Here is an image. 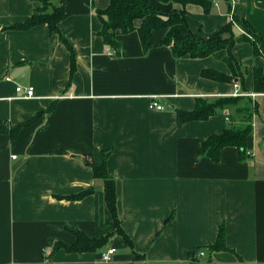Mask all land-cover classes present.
<instances>
[{
	"label": "crops",
	"instance_id": "1",
	"mask_svg": "<svg viewBox=\"0 0 264 264\" xmlns=\"http://www.w3.org/2000/svg\"><path fill=\"white\" fill-rule=\"evenodd\" d=\"M54 1L69 15L59 30L73 46V70L71 52L47 24L10 29L29 20L39 2L0 0V124L16 128L40 115L14 140L0 133V264H192L189 254L200 247L201 264H264V93H254L253 83L264 58L249 43L234 49L247 69L245 94H257L251 155L241 159L227 147L215 162L198 150L226 131L233 111L182 125L176 111H193L196 98L243 92L241 84L202 76L210 69L229 74L226 64L214 56L176 59L160 45L166 31L154 34L148 51L138 32L121 35L117 51L99 36L96 14L111 0ZM211 1L208 14L198 5L185 8L193 33L209 39L234 16L264 36V0ZM234 25L237 34L246 32L243 22ZM18 86L34 88L35 97L20 98ZM152 99L166 109L150 110ZM109 150L107 174L116 181L122 228L133 247L115 235L97 252L54 251L56 243L77 241L73 230L92 239L115 231L101 169ZM88 189L94 193L73 199ZM221 226L230 251L213 254L210 263L207 250ZM112 248L111 261H102Z\"/></svg>",
	"mask_w": 264,
	"mask_h": 264
},
{
	"label": "trees",
	"instance_id": "2",
	"mask_svg": "<svg viewBox=\"0 0 264 264\" xmlns=\"http://www.w3.org/2000/svg\"><path fill=\"white\" fill-rule=\"evenodd\" d=\"M35 1L39 2L41 6L32 17L10 29L27 31L32 27L47 24L51 35H58L71 52V69L73 70L77 61L73 46L69 44L62 36L61 30H59L61 22L69 16L65 6H57L54 0ZM156 1L161 5H172L173 7L171 9H162L154 5L150 0H111L110 5L105 10L96 12L102 25L99 36L103 39V42L118 51L120 48L118 38L121 35L138 32L145 51H148L156 44L154 34L166 31L160 41V45L170 48L172 55L176 59L189 57L195 60L214 56L217 60L226 64L230 73L224 74L210 69L204 70L202 76L219 83L241 84L245 93L247 91L245 87L247 69L241 61L236 59L233 52L239 44L249 43L253 47L254 54L264 58V36L247 21L232 16L231 21L222 30L209 39H204L191 30L187 20L188 12L185 8L188 5H198L208 14L214 4L211 0ZM176 5H181L182 9H176ZM229 6L231 7V5ZM240 21L245 24L246 32L237 34L234 24ZM253 83L254 93H264V70L262 68L254 67ZM227 110H232L233 112L227 113L230 123L226 131L222 134H212V136L206 138L198 150L200 156L207 157L215 162L220 161V154L227 147L235 148L241 159L250 158L248 141L254 132L253 120L258 113V103L248 96H225L211 99L196 98V106L193 111H176L177 122L182 125V123L187 122L206 121L212 116L225 114ZM39 116H35L34 120L20 124L16 128L4 130L1 128L2 124H0V133H9L14 140L22 127L34 124ZM110 152L111 150L102 153L103 163L101 169L104 176L103 191L105 193V203L114 222L115 231L107 236L92 239L83 232L73 230L75 236H77V241L73 245L68 246L56 243L54 244V251L63 249L67 253L80 254L97 252V250L106 247L115 235L122 237L128 247H133V241L128 234H125L122 228L119 206L117 205L116 181L107 174V159ZM93 193L92 189H88L73 199L81 200V198ZM219 232L215 245L210 246L207 250L209 253L208 262L210 263L213 262V254L230 251L226 246V233L223 226L220 227ZM201 249L203 248L195 249L189 254L192 264H201L197 259ZM141 258H143V255H135V259Z\"/></svg>",
	"mask_w": 264,
	"mask_h": 264
},
{
	"label": "built area",
	"instance_id": "3",
	"mask_svg": "<svg viewBox=\"0 0 264 264\" xmlns=\"http://www.w3.org/2000/svg\"><path fill=\"white\" fill-rule=\"evenodd\" d=\"M112 56L115 55V52L112 51L111 54ZM236 85V88L239 87L238 84H235ZM17 92H18V95L20 98H23V99H33L35 97V90L34 88L30 87V88H27V89H24L20 86H18V88L16 89ZM240 96H248L250 98H253L255 99V96H257V94L255 95H251V94H245L243 92H240V94H235L234 96L232 97H240ZM149 108L150 110H157V111H164L166 109V107L164 105H162L161 103H159L158 101H156L155 99H152L151 100V103L149 105ZM249 155H251V153L249 152ZM116 252V250H114L113 248L106 254H104L102 256V261L104 262H110L111 261V257L112 255ZM206 255V252L205 250H200V253L198 254L199 257H203Z\"/></svg>",
	"mask_w": 264,
	"mask_h": 264
},
{
	"label": "water",
	"instance_id": "4",
	"mask_svg": "<svg viewBox=\"0 0 264 264\" xmlns=\"http://www.w3.org/2000/svg\"><path fill=\"white\" fill-rule=\"evenodd\" d=\"M2 129H5V126H1Z\"/></svg>",
	"mask_w": 264,
	"mask_h": 264
}]
</instances>
